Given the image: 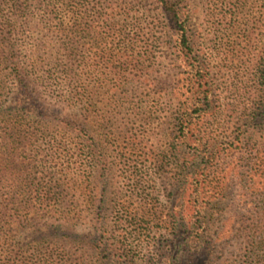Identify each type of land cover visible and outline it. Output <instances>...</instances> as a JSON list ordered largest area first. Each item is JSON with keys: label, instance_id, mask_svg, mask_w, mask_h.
Instances as JSON below:
<instances>
[{"label": "rangeland", "instance_id": "374dc122", "mask_svg": "<svg viewBox=\"0 0 264 264\" xmlns=\"http://www.w3.org/2000/svg\"><path fill=\"white\" fill-rule=\"evenodd\" d=\"M167 1L215 101L183 133L157 0H0V264H182L197 209L195 264H264V0Z\"/></svg>", "mask_w": 264, "mask_h": 264}, {"label": "trees", "instance_id": "16d2710c", "mask_svg": "<svg viewBox=\"0 0 264 264\" xmlns=\"http://www.w3.org/2000/svg\"><path fill=\"white\" fill-rule=\"evenodd\" d=\"M157 1L160 3L164 13L176 32L177 45L189 69L188 72L192 94L188 100H186V108L184 110H178L179 112L176 117V120L178 121V127L182 129L183 133V131L192 124V120H194V118L201 117L202 114H206L213 109L212 106L214 105L215 101L212 96V79L208 76V69L205 67L204 63L200 62V56L199 53L195 51V44L193 43V40H191L188 36L187 25L190 19L189 11H186V7H182L181 11L179 7L180 2H169L167 0ZM259 80L264 84V66L261 70ZM262 98H264V92ZM262 114L263 113L261 112V115ZM255 115L256 114H254V117H256ZM186 148V146H182V155L195 158V160L200 156L198 155L200 150L198 147H194V152L192 154H187ZM215 151L216 147L211 145L206 150H203V153L207 159H212V157L214 158L215 156ZM194 172L197 173L196 171ZM194 192L197 195L196 199H198L199 186ZM216 205H219V203ZM193 218L196 221L191 226L186 223L183 217L182 225H177L179 230L182 229V264H195L198 262L200 255L198 248L204 244L207 246V248L211 246V243L203 242L199 232L203 229L202 220L206 219L207 215L204 216L203 212L197 209L193 215ZM180 252L181 251H178L177 255H175V257L172 259L177 260L179 258L178 254H180Z\"/></svg>", "mask_w": 264, "mask_h": 264}]
</instances>
